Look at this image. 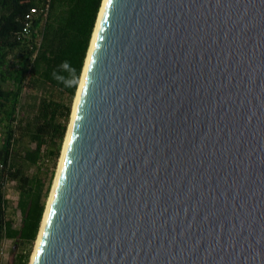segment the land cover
<instances>
[{"label":"water","instance_id":"95a60500","mask_svg":"<svg viewBox=\"0 0 264 264\" xmlns=\"http://www.w3.org/2000/svg\"><path fill=\"white\" fill-rule=\"evenodd\" d=\"M30 264H264V0H104Z\"/></svg>","mask_w":264,"mask_h":264},{"label":"trees","instance_id":"16d2710c","mask_svg":"<svg viewBox=\"0 0 264 264\" xmlns=\"http://www.w3.org/2000/svg\"><path fill=\"white\" fill-rule=\"evenodd\" d=\"M101 3L0 0V248H18L12 264H28L38 235Z\"/></svg>","mask_w":264,"mask_h":264},{"label":"rangeland","instance_id":"374dc122","mask_svg":"<svg viewBox=\"0 0 264 264\" xmlns=\"http://www.w3.org/2000/svg\"><path fill=\"white\" fill-rule=\"evenodd\" d=\"M73 102H74V100H73ZM73 102H72V107H73ZM72 107H71V113H72ZM70 118H71V114H70ZM69 122H70V120H69ZM62 147H63V145H62ZM61 152H62V149H61ZM61 152H60V156H61ZM60 156H59V158H60ZM58 162H59V159H58L57 164H56L55 172H57ZM55 175L56 174L54 173V177L52 179L50 192H51V189H52V185H53V181H54ZM50 192H49V195H50ZM49 195H48V198H49ZM7 197L9 199H11V200H16L17 195L12 189H9ZM48 198L46 200V204H47ZM45 207H46V205H45ZM35 241H34L32 247H31V250H30L28 264H30V259H31V255L33 253ZM17 250H18V248L17 247H13V243L11 241H9V240L8 241H4L3 244L1 245V248H0V264H12L13 258L15 256V254L17 253Z\"/></svg>","mask_w":264,"mask_h":264},{"label":"bare ground","instance_id":"6f19581e","mask_svg":"<svg viewBox=\"0 0 264 264\" xmlns=\"http://www.w3.org/2000/svg\"><path fill=\"white\" fill-rule=\"evenodd\" d=\"M103 3H104V0H103V2H102V6H101V9H100V12H101V10H102ZM100 12H99V15H100ZM99 15H98L97 23H96V26H95V30H94L93 35H92V39H91V41H90L89 50H88V52H87V56H86L85 63H84V66H83V70H82V74H81V77H80V81H79L78 89H77V92H76V96H75V98H74L73 107H72V113H71V118H70V122H69L68 129H67V132H66V136H65V138H64V143H63V147H62V152H61V156H60V158H59V162H58L57 172H58V170H59V168H60V165H61V162H62V156H63V150H64V148H65L66 137H67V135H68V133H69L70 125H71V122H72V119H73V112H74V110H75L76 101H77V98H78V93H79V90H80V88H81V84H82V80H83V75H84V70H85V68H86V63H87V60H88L89 51H90L91 46H92V40H93V38H94V36H95V32H96V28H97V24H98V21H99ZM57 172H55V174H57ZM55 178H56V175H55ZM55 178H54L53 185H52V189H51V192H50V195H49V198H48V201H47L46 207H45V211H44V214H43V219H42V222H41V224H40L41 226L43 225V223H44V221H45V214L47 213L48 206H49V202H50V198H51V194H52V191H53V189H54V185H55ZM41 226H40V230H39V232H38V235H37V238H36V241H35V245H34V249H33V253H32V255H31V258H32L33 254H34V251H35V248H36V243H37V241H38V239H39V236H40ZM30 261H31V259H30Z\"/></svg>","mask_w":264,"mask_h":264},{"label":"clouds","instance_id":"9594fccd","mask_svg":"<svg viewBox=\"0 0 264 264\" xmlns=\"http://www.w3.org/2000/svg\"><path fill=\"white\" fill-rule=\"evenodd\" d=\"M62 67H67V62H64ZM58 79H60L61 77H57ZM73 81H66V83H72Z\"/></svg>","mask_w":264,"mask_h":264}]
</instances>
